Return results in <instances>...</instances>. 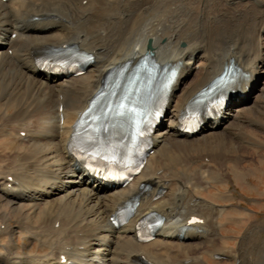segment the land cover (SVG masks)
<instances>
[{"label": "bare ground", "instance_id": "1", "mask_svg": "<svg viewBox=\"0 0 264 264\" xmlns=\"http://www.w3.org/2000/svg\"><path fill=\"white\" fill-rule=\"evenodd\" d=\"M230 2H0V264H264V239L253 241L264 234V225L248 228L235 249L223 247L225 225L219 220L227 209L202 198L216 188L221 200H233L228 170L249 182L240 153L264 148L242 133L264 98V20L250 38L252 50L229 48L218 55L202 39L216 22L231 26L237 15L264 8L258 0ZM65 45L93 56L83 75L55 74L39 64L46 51ZM145 61L173 71L165 118L142 172L128 186L116 187L70 156L74 128L110 70L133 69L125 85L154 78L157 66ZM231 64L240 75L225 108L186 137L180 129L184 113ZM255 123L250 129L262 132L264 124ZM8 141L16 148L4 146ZM142 185L149 188L143 191ZM134 198L132 217L116 229L111 217ZM148 215L163 223L153 241L140 244L137 229ZM192 217L201 223L189 225ZM16 236L41 251L18 252Z\"/></svg>", "mask_w": 264, "mask_h": 264}, {"label": "rangeland", "instance_id": "2", "mask_svg": "<svg viewBox=\"0 0 264 264\" xmlns=\"http://www.w3.org/2000/svg\"><path fill=\"white\" fill-rule=\"evenodd\" d=\"M230 1H231L230 3H232V4L233 3H239V2H242V3L246 2V0H230ZM258 3H262L260 5L264 6V0H258ZM100 13H103V12L100 11ZM104 13H105V11H104ZM243 14L237 15L238 18L236 16V18L234 20H232V23L235 26L233 24H231V26H230V25H228V23L225 26H221L222 23L216 22L213 26L214 32L210 31V29H209V31L212 32L211 37H209V36L205 37V36L209 35V33H210L209 31H207L208 34H205L202 38L203 42H205V43L207 42V44L211 47V49H213L215 47L214 51H216V53L218 52V55L223 53V52H221L222 50L226 51L229 48H233L235 50L237 48V50H239L240 47H242V48L244 47V50H245V48L250 47L248 49L252 50L253 46H252V43L250 42V38H251V36H254L255 31L258 29V27H257L258 24L262 20H264V8H259V7L255 6L254 9L245 13V15H244L245 17L243 16ZM239 24L242 26H239ZM250 28H251V30H249ZM218 29H220V31ZM223 29H224V31H223ZM229 31H231V32H229ZM243 31L245 32V34ZM247 40L250 42V45H249V42ZM232 41L234 43H232ZM243 42H244V44H243ZM245 44H246V46H244ZM116 46H115L116 50H118L119 48L121 49L120 44H116ZM248 49H246L248 51L247 55H250L251 51ZM263 49H264V44L261 46V48L259 47V50H263ZM245 54H246V52H245ZM244 59H246L245 56H244ZM255 100H256V98L253 99V102ZM257 101L260 102V104H259L260 108L258 109V113L256 115L249 116V118H250L249 120L253 121V123L249 124L248 125L249 129L242 131V133L245 134L246 136L250 137L251 139H253L256 143H258V144L260 143V145L264 146V133H262V132H264V130L262 132H258V131H252L250 129V126H256L257 127V125H256L257 123H255V122H261L262 124H264V98L258 99ZM4 146L9 147V149H15L16 148L14 146V144L10 145L9 141ZM240 155H242L243 158H245L247 160L244 163V166L247 169V172H248L250 177H249V182L247 179H243L242 181H237L235 179V176L233 175L234 172L231 169L228 170L229 176L231 178L230 181L227 182L228 189L232 192L234 199L231 201L221 200L220 197H222L223 195L219 194V191L216 188H213V190H211L209 192V194L204 193L202 196V198H204L205 200L212 202V203H216V206L217 205L222 206L223 208L225 207V210L227 209V211L225 212L226 214L224 215V217H222L219 220V223L220 224L223 223L225 225V227L223 228V233H222V229H221L222 236H224L226 238L225 242L223 243L224 244L223 247H228L231 249L236 248V244L238 243V241L240 239L244 238L243 235L246 233L248 228L253 227L254 225H261V224L264 225V148L263 149L259 148L256 150L251 149L250 151H244V152H241ZM247 162H249V163H247ZM261 164H263V165H261ZM222 191L224 192V190H222ZM256 196H257V198H255ZM217 198H219L222 201V202H220L221 204L219 203L220 200H218ZM231 204H233L232 208H231ZM223 205H225V206H223ZM17 219H18L17 215L12 216L10 218L8 224L11 226H15ZM263 239H264V234L263 235L260 234L258 236H255L253 241L256 243L259 242V244H261ZM16 243L19 247L18 252H24L25 251L26 253L36 254V253L41 251V249L38 246H36V244L32 245V244L27 243L26 240H23L22 236H16ZM208 259L205 258V262H207ZM210 261H212V260L209 259V262ZM209 264H214V263L211 262Z\"/></svg>", "mask_w": 264, "mask_h": 264}]
</instances>
